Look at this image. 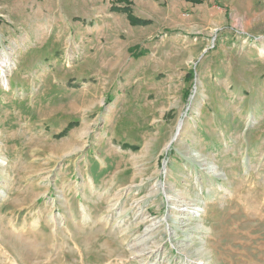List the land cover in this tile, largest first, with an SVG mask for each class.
<instances>
[{
	"label": "rangeland",
	"instance_id": "obj_1",
	"mask_svg": "<svg viewBox=\"0 0 264 264\" xmlns=\"http://www.w3.org/2000/svg\"><path fill=\"white\" fill-rule=\"evenodd\" d=\"M127 1L0 0V264H264V0Z\"/></svg>",
	"mask_w": 264,
	"mask_h": 264
},
{
	"label": "trees",
	"instance_id": "obj_2",
	"mask_svg": "<svg viewBox=\"0 0 264 264\" xmlns=\"http://www.w3.org/2000/svg\"><path fill=\"white\" fill-rule=\"evenodd\" d=\"M184 1H187V2H190V3H192V4H198V3H203V2H205V1H207V0H184ZM117 2H121L122 4H125L123 7H128V5H129V2L127 1V0H117ZM130 13H128V15H129ZM130 16V15H129ZM139 20H141V19H134V23H137Z\"/></svg>",
	"mask_w": 264,
	"mask_h": 264
},
{
	"label": "bare ground",
	"instance_id": "obj_3",
	"mask_svg": "<svg viewBox=\"0 0 264 264\" xmlns=\"http://www.w3.org/2000/svg\"><path fill=\"white\" fill-rule=\"evenodd\" d=\"M4 82H5V85H7L6 80H4ZM0 162H1V161H0ZM3 163H4V162H3ZM190 208H192V210H190V211H193V212H196V213H197L198 210L195 209V208H197V207H195V208H194V207H190Z\"/></svg>",
	"mask_w": 264,
	"mask_h": 264
},
{
	"label": "water",
	"instance_id": "obj_4",
	"mask_svg": "<svg viewBox=\"0 0 264 264\" xmlns=\"http://www.w3.org/2000/svg\"><path fill=\"white\" fill-rule=\"evenodd\" d=\"M180 124H181V120L178 122V126H180Z\"/></svg>",
	"mask_w": 264,
	"mask_h": 264
}]
</instances>
